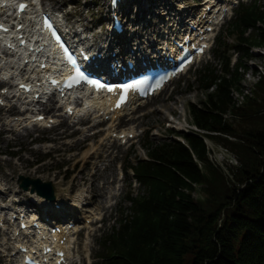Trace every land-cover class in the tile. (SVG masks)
<instances>
[{"label": "trees", "instance_id": "obj_1", "mask_svg": "<svg viewBox=\"0 0 264 264\" xmlns=\"http://www.w3.org/2000/svg\"><path fill=\"white\" fill-rule=\"evenodd\" d=\"M225 24L226 37L221 41L219 31L213 43L218 64H205L195 78L205 100L188 105L191 123L204 133L169 130L182 141L145 140L147 159L128 164L139 193L126 196L128 206L98 239L92 264H264V76L247 106L234 105L244 73L257 72L248 61L264 46V0L240 3ZM229 51L237 54L233 64ZM228 112L244 126L227 121ZM203 138L219 142L236 165L212 163ZM15 147L9 155L24 153ZM49 156L40 154L34 165ZM196 188L202 199L193 197Z\"/></svg>", "mask_w": 264, "mask_h": 264}, {"label": "rangeland", "instance_id": "obj_2", "mask_svg": "<svg viewBox=\"0 0 264 264\" xmlns=\"http://www.w3.org/2000/svg\"><path fill=\"white\" fill-rule=\"evenodd\" d=\"M49 1L66 12V18L75 29L81 24L91 30L92 27L96 28L99 23H105L108 18L104 0ZM174 1L179 2L180 0H172V2ZM151 2L155 3L157 0ZM128 5L133 12L138 9V6L144 7V9L147 7L146 0H129ZM225 23L217 31V33L219 31L222 33L221 41L226 37ZM100 38L102 36L96 34V39ZM227 40L232 42L231 39ZM212 49L213 46L200 63L191 67L185 75L173 81L143 107H138L135 112L115 120V125L111 128L112 131L123 129L132 131L131 135H136L134 138L128 139L125 144L109 137L111 119L93 126L95 124L93 118L85 120L81 124H74L76 119L68 120L57 116V121H60L59 126L51 128H46L43 125L21 127L19 120L23 113L10 115L7 106L12 103L0 106V206L5 208L3 211L9 212L8 209L13 200L31 202L29 193L22 192L16 183L17 176L20 174L39 178L45 182L50 181L57 197L55 202H62L69 206L71 214L67 215L74 218L81 215L74 213L71 209L72 200L78 192L86 189L88 198L84 208L88 210V213L85 215L91 214L94 220L89 224L87 223L89 218L81 219L79 225L86 224L89 228H83L80 232L72 235L73 249L70 248V250L78 256L75 264L94 263L96 261L94 256L99 250L98 239L103 233L110 232L111 227L117 226L122 210L128 206L125 202L126 196L130 193L133 195L139 193V184L129 169L131 165L128 164H135L137 160L147 159L143 149L146 139L153 143L168 140V138L181 140L177 135L169 133V130L181 131L178 123L184 119L187 123L192 124L188 105L190 103L199 105L205 100L207 94L197 87L195 82L197 71L205 64L214 66L218 64ZM252 52L254 58L249 60L248 64L252 69L260 70V74L264 76V46L254 48ZM228 55L234 58L232 51H229ZM257 80L258 75L250 70L244 73L241 83L246 88V96H253L252 84ZM11 102L15 103V100H11ZM245 106H247L246 102L241 107ZM40 108H42V113L46 112V108ZM55 112L60 114L62 109L58 108ZM28 114L32 115V112ZM224 118L234 127L244 126L240 118L231 113H226ZM98 130L100 131L97 133ZM32 140H36L38 143H33ZM206 141L211 162L223 168L228 161H224L226 156L222 149H227L215 140L206 139ZM11 145L16 146L15 150L22 147L24 153L19 157L9 155L8 148ZM227 152L226 155L229 157L226 158L232 161L233 166L236 165L234 156L228 150ZM40 154H49L50 156L34 165L35 158L38 159ZM86 155L88 157L83 159ZM91 175L94 177L91 178ZM198 189L196 188L193 197L202 199L203 195ZM109 190L110 193L106 194ZM94 193H97L99 197L91 199ZM111 193L114 195L108 197ZM20 205L22 204H17V206ZM95 218H102V220L97 221ZM8 236L11 238V234L6 235L0 231V243L2 244L0 264H16L15 259L11 262L8 257H4L5 248L13 246V241L9 240ZM7 253L9 254L8 250Z\"/></svg>", "mask_w": 264, "mask_h": 264}, {"label": "bare ground", "instance_id": "obj_3", "mask_svg": "<svg viewBox=\"0 0 264 264\" xmlns=\"http://www.w3.org/2000/svg\"><path fill=\"white\" fill-rule=\"evenodd\" d=\"M2 2H4L5 5H11L13 3V0H0V4ZM260 2L262 3L263 0H258V3H260ZM224 7H226V6L223 5L222 8H224ZM220 8L221 7H219L217 9L216 13L210 17V23H209L210 25H214L215 23H217V21L219 19V10H220ZM6 12H7L6 9H4L3 7L0 6V20H2L4 18V14ZM28 14L30 16H23L21 18V20L19 21V23L23 25L22 33H24V34L29 29L30 30L32 29L33 31H37V29H38L37 21H36L37 20V14H38L37 4H34L32 6L31 12L28 13ZM163 14H165V13L158 12V13H155V16L157 15V17H158V16H161ZM154 19L155 18H153L152 21H154ZM13 20L14 19L7 17V19L3 20V21L6 22V23H9V22H12ZM138 21L141 22V23H146L143 20H138ZM29 37H33V36L30 35ZM8 39H9V42L11 44H13V45L15 44L16 41L13 38V36L9 35ZM41 40H43V39H41ZM41 40H38V39L36 40V38H35V41H37V43L39 41L41 42ZM39 45H42L44 48L46 47L45 42H41ZM34 51L30 53L27 49H22V50H19L18 52H15L16 57H14V56L7 57L3 52H0V79H4L5 76H8V75L11 74L12 77H11L10 80H14V79H16L18 74H21L23 69L27 70V72H25V75H27L29 78H38L37 81H40L41 78H43V77L44 78L47 77V75H46L47 74V69L40 70V68H38V63H40L42 60H44L46 56L47 57L49 56L46 53V48L43 50V52H41L39 54H35ZM47 52H50V50L47 49ZM178 55H180V52H179ZM18 56H20L22 58V60H23L22 62L19 60L20 57H18ZM25 61H27L28 63L26 62L27 64H24ZM45 62L47 64L48 60H46ZM7 65H8V67H7ZM47 67H48V65H47ZM260 73H261L260 70H257V72L255 73V74L258 75V80H259L260 75H261ZM257 81L252 84V88H254V85L257 83ZM213 88H214V86H212L208 90V92H212ZM246 97H248V96H246V88L245 87L243 89V93L242 94L235 93V95H234V102H235L234 105H235V107H241L245 103ZM0 99H2V101H5L7 99V97L5 98L3 95H0ZM25 99L26 98H24L23 100H25ZM10 100H14L13 97ZM107 101H108L107 99H88V100L86 99L80 105H72L74 113L70 117H68V120H73L76 115H79L80 113H82V111L84 110V107L88 108L87 114L92 116L93 121H95V122L100 121L105 116H109L111 118V123H110V126H109V129H110L109 137L111 138L112 132H114V130L112 131L111 128L114 127L115 120L120 115L123 114V111H121L119 113L111 112L110 111V107H109V103ZM24 104H25V102H24ZM30 108H32V107H30ZM133 109H134V107H129V110H133ZM63 110H64V108H63ZM64 115H65L64 112L59 114L60 117H65ZM33 117H34V115L23 113V115L21 116V119L19 120L20 126L21 127H26V126L30 125L31 123H33L32 122L33 121ZM185 122L186 121L184 119L183 121L178 123V126L180 127V129L182 128L184 132H190V133H193V134H196V135H200V134L204 133V131L199 130L194 125H191V124H188V123H185ZM46 123H48V121H44V124H46ZM127 132L130 133L132 131H127ZM212 134L213 135H219L218 133H212ZM203 141L206 144L207 150L209 152L206 138H203ZM222 150H223V154L228 158L229 155L228 156L226 155V153H228L227 150H225V149H222ZM86 157H88V156L87 155L84 156L83 159H85ZM226 157H225L224 161H228L229 163H232V161H229ZM234 163L236 164V161ZM81 170H83V169H81ZM92 177H94V175H91V178ZM87 193H88V191L86 189H82L80 192H78L75 195L74 199L72 200V203L70 205L71 209L73 210L74 213L76 212L77 214L81 215L78 218L75 215L76 216L75 220L76 219L85 220V219H88V218H89L88 222L94 220V217L91 214H89V216L85 215L86 213H88V210L86 208H84L85 201L88 198ZM103 193H105V192H103ZM109 193H110V190L108 191V193L106 192V194H109ZM100 195H102V194H100ZM98 197H99V195L97 193H94L91 196V199L98 198ZM38 201L40 203L42 202L43 203V207H45V208H47L48 206L52 205V204L50 205L49 202L41 201L40 199H38ZM14 202H17V200H14ZM24 203H25V201H22L21 203H18V204H24ZM15 210H17V208H15ZM83 228H85V229L87 228L88 229L89 227L86 224H84L82 226L79 225V226H75L74 229L72 230V232H70L68 235L66 233H63L62 235L55 234V238H60L63 235L66 236V238H67V240H66L67 241L66 242L67 253L66 254H67L68 257L70 256V251L69 250H70V248H71V246L73 244V241H74V239L72 238V235L74 233H77V231L79 229H83ZM44 235H46V232H44ZM63 256H64V254H63Z\"/></svg>", "mask_w": 264, "mask_h": 264}, {"label": "water", "instance_id": "obj_4", "mask_svg": "<svg viewBox=\"0 0 264 264\" xmlns=\"http://www.w3.org/2000/svg\"><path fill=\"white\" fill-rule=\"evenodd\" d=\"M16 183L24 192L29 191L30 194H35L49 202L55 200L54 187L50 181L44 182L39 178H31L20 174L17 176Z\"/></svg>", "mask_w": 264, "mask_h": 264}, {"label": "snow or ice", "instance_id": "obj_5", "mask_svg": "<svg viewBox=\"0 0 264 264\" xmlns=\"http://www.w3.org/2000/svg\"><path fill=\"white\" fill-rule=\"evenodd\" d=\"M25 6L24 5H21V9H23ZM0 27H2V26H0Z\"/></svg>", "mask_w": 264, "mask_h": 264}]
</instances>
